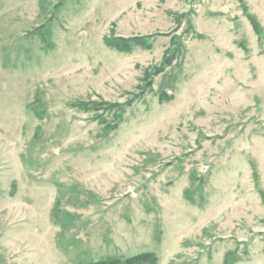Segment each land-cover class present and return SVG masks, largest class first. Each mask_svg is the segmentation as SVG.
Returning <instances> with one entry per match:
<instances>
[{
	"label": "rangeland",
	"instance_id": "374dc122",
	"mask_svg": "<svg viewBox=\"0 0 264 264\" xmlns=\"http://www.w3.org/2000/svg\"><path fill=\"white\" fill-rule=\"evenodd\" d=\"M145 250L264 264V0H0V264Z\"/></svg>",
	"mask_w": 264,
	"mask_h": 264
},
{
	"label": "trees",
	"instance_id": "16d2710c",
	"mask_svg": "<svg viewBox=\"0 0 264 264\" xmlns=\"http://www.w3.org/2000/svg\"><path fill=\"white\" fill-rule=\"evenodd\" d=\"M118 48V47H117ZM126 50L127 48H120ZM167 59L164 60V63ZM158 255L151 250H145L137 252L131 255L116 256V257H105L93 260L89 264H157Z\"/></svg>",
	"mask_w": 264,
	"mask_h": 264
}]
</instances>
